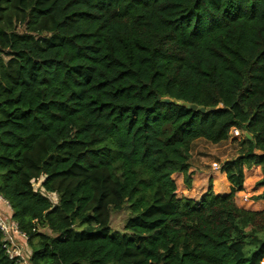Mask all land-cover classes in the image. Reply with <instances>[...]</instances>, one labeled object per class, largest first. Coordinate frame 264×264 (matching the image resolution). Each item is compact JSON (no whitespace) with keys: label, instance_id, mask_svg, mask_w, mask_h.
Wrapping results in <instances>:
<instances>
[{"label":"trees","instance_id":"16d2710c","mask_svg":"<svg viewBox=\"0 0 264 264\" xmlns=\"http://www.w3.org/2000/svg\"><path fill=\"white\" fill-rule=\"evenodd\" d=\"M233 129L230 192L178 198L194 143ZM252 166L264 187V0H0V194L29 264H264Z\"/></svg>","mask_w":264,"mask_h":264},{"label":"rangeland","instance_id":"374dc122","mask_svg":"<svg viewBox=\"0 0 264 264\" xmlns=\"http://www.w3.org/2000/svg\"><path fill=\"white\" fill-rule=\"evenodd\" d=\"M230 135L231 137L228 141L220 143V144H216V145L206 142L204 140H197L193 145L192 153H194L196 150L201 151L202 149L210 152V155H212V158L218 162L219 168L221 166V169H222L224 162H226L229 159L235 158V156L237 155L238 146L235 141L238 138H240V132L239 131L235 132L233 129ZM249 170L250 169H246V171H249ZM253 171L254 172L252 173L244 172V182H245V186L247 187L244 190L245 191L244 194L248 196L249 201L246 204L241 205L240 207L248 209V210H262L264 209V200H256L254 197L260 194L264 190V187L257 185V183L263 177V172L262 170L261 171L257 170V172L256 170H253ZM255 174L258 177L257 179L253 177ZM176 181L177 183H179V179H176ZM34 187L39 188V183H34ZM214 194H218V192ZM46 195L50 198L53 204L57 202V196L55 194L47 193ZM242 195H243L242 193H236V199L241 198ZM236 203L238 204L237 200H236ZM128 216H129V213L126 208H123L122 210L117 211V212H112L111 218H110L111 233H122L125 221L128 218ZM29 253L30 251L28 252V255Z\"/></svg>","mask_w":264,"mask_h":264},{"label":"crops","instance_id":"0c3cea01","mask_svg":"<svg viewBox=\"0 0 264 264\" xmlns=\"http://www.w3.org/2000/svg\"><path fill=\"white\" fill-rule=\"evenodd\" d=\"M211 158V159H210ZM213 164H218L210 155V152L201 150L195 151L194 153L191 152L190 158V166H189V174H190V183L187 186L184 183V176L180 172H175L172 175L176 183V194L178 198H189V199H199L200 197L207 194L209 187L212 188V193H228L231 190V184L228 182L226 178V173L221 166L219 169L213 167ZM253 170H260L259 166H253L252 169L250 168L249 171L244 172H254ZM256 179L258 178L256 174L253 176ZM179 179V183H177L176 179ZM254 179V180H256ZM245 182L243 184V190L238 191L237 193H242L245 195ZM239 199V200H238ZM238 205H244L247 202H243L240 198L236 199Z\"/></svg>","mask_w":264,"mask_h":264},{"label":"built area","instance_id":"2783aa9c","mask_svg":"<svg viewBox=\"0 0 264 264\" xmlns=\"http://www.w3.org/2000/svg\"><path fill=\"white\" fill-rule=\"evenodd\" d=\"M235 132L238 130L234 129ZM219 169V165L213 164ZM243 202H248V196L242 195ZM0 231L2 234V248L10 259H14L19 264H29L31 251L27 243V236L12 218V209L8 200L0 194ZM30 251L29 255L28 252Z\"/></svg>","mask_w":264,"mask_h":264},{"label":"water","instance_id":"95a60500","mask_svg":"<svg viewBox=\"0 0 264 264\" xmlns=\"http://www.w3.org/2000/svg\"><path fill=\"white\" fill-rule=\"evenodd\" d=\"M178 104H179V102H177ZM188 108H193V109H196V105H186ZM199 111L200 112H202V113H204L206 110H205V108L204 107H200L199 108ZM248 138H251V136L248 134V133H246L245 134Z\"/></svg>","mask_w":264,"mask_h":264}]
</instances>
